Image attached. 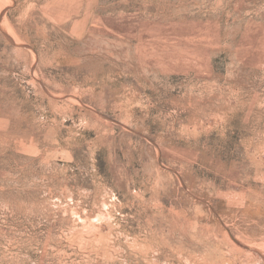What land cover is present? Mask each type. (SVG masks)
<instances>
[{"label":"rangeland","instance_id":"obj_1","mask_svg":"<svg viewBox=\"0 0 264 264\" xmlns=\"http://www.w3.org/2000/svg\"><path fill=\"white\" fill-rule=\"evenodd\" d=\"M0 264H264V0H0Z\"/></svg>","mask_w":264,"mask_h":264}]
</instances>
